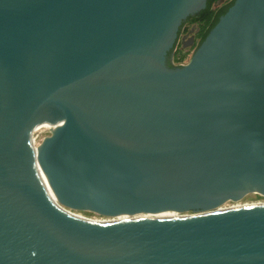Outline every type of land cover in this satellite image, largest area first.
<instances>
[{
  "label": "water",
  "instance_id": "1",
  "mask_svg": "<svg viewBox=\"0 0 264 264\" xmlns=\"http://www.w3.org/2000/svg\"><path fill=\"white\" fill-rule=\"evenodd\" d=\"M206 1L0 0V264H264V0L168 66Z\"/></svg>",
  "mask_w": 264,
  "mask_h": 264
},
{
  "label": "flooded vegetation",
  "instance_id": "2",
  "mask_svg": "<svg viewBox=\"0 0 264 264\" xmlns=\"http://www.w3.org/2000/svg\"><path fill=\"white\" fill-rule=\"evenodd\" d=\"M207 1H206V4H207ZM229 1L230 0H222V1L219 0L213 5V7H211V9H214L217 11V10L223 8L225 6V4H227ZM206 4H205V8H206ZM204 9H202V10H204ZM202 10H200V11H202ZM198 13L187 17L184 21H182L181 25L179 26L178 36H177L176 44H175L174 50H173V58L178 52V49H179L178 45L179 44H180V47H184V48L192 46V48H194V50L199 45L200 38L198 37V34L201 30V25L198 24L197 22L196 23L192 22L193 16L197 15ZM177 42H179V43H177ZM170 57H171V53H168L167 58H166L168 66L172 65L170 62Z\"/></svg>",
  "mask_w": 264,
  "mask_h": 264
},
{
  "label": "trees",
  "instance_id": "3",
  "mask_svg": "<svg viewBox=\"0 0 264 264\" xmlns=\"http://www.w3.org/2000/svg\"><path fill=\"white\" fill-rule=\"evenodd\" d=\"M217 1L218 0H208L206 8L192 18V22H197L201 25V30L198 34L200 43L205 39L209 31L215 26L219 18L227 12V10L232 6L234 2V0H230L227 4H225L223 8L216 11L214 9H211V7H213V5ZM177 59L178 58H176V60ZM179 59H182V57Z\"/></svg>",
  "mask_w": 264,
  "mask_h": 264
},
{
  "label": "bare ground",
  "instance_id": "4",
  "mask_svg": "<svg viewBox=\"0 0 264 264\" xmlns=\"http://www.w3.org/2000/svg\"><path fill=\"white\" fill-rule=\"evenodd\" d=\"M48 123H39L37 125H35L34 127H32L28 133V137H30L31 135H33L35 132H37L42 126L46 125ZM53 201V200H52ZM55 202V201H53ZM57 205L58 203L55 202ZM264 204H259V205H253V206H263ZM252 207V206H249ZM241 208H245V207H240V206H233V207H227V208H218V211H226V210H233V209H241ZM73 212V214H75L77 217L87 220V221H91V222H95V223H100V224H112V223H119V222H124V221H130V220H139L136 217H132V216H126V217H120V218H115V219H110V220H99V219H92V218H87L84 217L80 214H78L77 212L75 213V211H71ZM176 216H178L177 213L169 215V216H165V217H157V216H148L142 219H166V218H175Z\"/></svg>",
  "mask_w": 264,
  "mask_h": 264
},
{
  "label": "rangeland",
  "instance_id": "5",
  "mask_svg": "<svg viewBox=\"0 0 264 264\" xmlns=\"http://www.w3.org/2000/svg\"><path fill=\"white\" fill-rule=\"evenodd\" d=\"M177 43H179V42H177ZM178 47H179V49H178L177 54L171 60V64L173 66H181V65L186 64L190 60V58L194 52V48H192V46L184 48V47H180V44H179ZM181 57H182V59H179ZM176 58H178V59L176 60Z\"/></svg>",
  "mask_w": 264,
  "mask_h": 264
},
{
  "label": "built area",
  "instance_id": "6",
  "mask_svg": "<svg viewBox=\"0 0 264 264\" xmlns=\"http://www.w3.org/2000/svg\"><path fill=\"white\" fill-rule=\"evenodd\" d=\"M219 1V0H218ZM222 1V0H221ZM220 4V3H219Z\"/></svg>",
  "mask_w": 264,
  "mask_h": 264
}]
</instances>
